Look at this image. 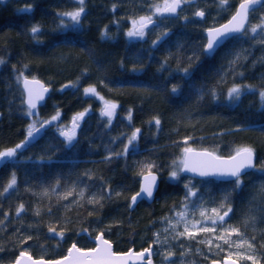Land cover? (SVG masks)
Here are the masks:
<instances>
[{
    "label": "trees",
    "instance_id": "trees-1",
    "mask_svg": "<svg viewBox=\"0 0 264 264\" xmlns=\"http://www.w3.org/2000/svg\"><path fill=\"white\" fill-rule=\"evenodd\" d=\"M164 1L0 0V152L22 145L0 167V264L21 250L56 258L73 242L92 247L90 236L100 231L117 251L153 243L155 264H211L234 248L252 253L247 245L236 247L241 240L255 245L264 264V30L250 31L264 18V2L242 33L210 55L206 27L226 20L240 0H194L185 5L188 12L160 16L156 6ZM80 8L79 23L62 15ZM199 8L202 18L194 15ZM147 16L157 18L151 30L128 36L132 21ZM25 75L51 87L36 109L25 103ZM234 86L238 96L229 95ZM87 87L96 93L85 94ZM103 101L117 105L111 118L101 112ZM80 112L85 116L69 142L60 132ZM30 125H41L34 140ZM136 129L137 140L124 152ZM185 147L223 155L250 147L256 165L238 187L236 178L182 171L173 179ZM147 164L159 174L156 197L132 208ZM13 175L16 184L5 192ZM229 207L225 221L213 224L211 210L221 215ZM206 218L214 231H200ZM186 225L193 238L178 236ZM233 227L242 235L229 237L226 229ZM168 252L174 255L166 259Z\"/></svg>",
    "mask_w": 264,
    "mask_h": 264
},
{
    "label": "snow or ice",
    "instance_id": "snow-or-ice-1",
    "mask_svg": "<svg viewBox=\"0 0 264 264\" xmlns=\"http://www.w3.org/2000/svg\"><path fill=\"white\" fill-rule=\"evenodd\" d=\"M81 4L83 3V0H80ZM182 3V0H165L163 6H156V12L157 13H176L177 9L180 7ZM221 3H227V0H221ZM260 3V0H241L237 11L235 14L231 17V19L224 25H221L218 28H209L206 29V32L208 33V39L205 46V53H211L213 49L216 47V45L219 43V41L222 38L227 37L230 34L233 33H239L245 30V25L248 21L249 13L254 9V6ZM27 9H25L26 11ZM84 11L83 8H80L77 11L71 12V13H63L62 15L69 16L72 21L79 23L81 13ZM197 17H204L205 13L202 10H198L194 13ZM185 19H187L185 17ZM152 17H141L139 22L133 21V25H137L139 23V27L136 28L134 31H129L128 36H143L144 35V28H146L149 24H151ZM63 23V22H62ZM258 29L264 30V18L261 19V22L259 24L253 25L250 29L252 33H256ZM33 33H37L39 29L37 27H33L31 29ZM159 39V37H158ZM153 43H156V41H153ZM3 61H0L2 63ZM185 73H187V69H184ZM30 84L39 85V81L33 80L29 81L27 78L24 80V85L26 88H28L29 92V106L30 108L36 107V101L42 100L44 92L47 91V88H44L42 85H39L38 90H34L33 88L29 87ZM177 87L173 86L172 92H176ZM241 89L237 87H233L229 91V95L235 94L238 96L240 94ZM85 94L89 93H96L95 87H87L84 89ZM262 96H264V93H261ZM116 108L115 104L106 103L105 109L103 111V115L108 116L111 118L113 116L114 110ZM59 116V113L57 115H54L51 119L52 121L57 120ZM85 116V112L77 113L76 116L73 117L72 121V128L64 131L62 130L60 132L61 136H64L69 142H71L75 135H76V128L79 126L78 121L82 119ZM129 118H131V115L129 114ZM50 123V121H49ZM155 124L159 126L160 120L157 118L155 119ZM32 130H34V125H30V131L28 132L29 136H32ZM140 133V129H136L132 132L131 136L128 137V142L125 145L124 152L128 151V146L132 145L134 141L137 140L138 134ZM187 143V141H185ZM22 147V145H17L14 149H9L7 151L0 152V159H3L5 157H13L16 155V149ZM121 153H117L116 155H120ZM253 164V150L251 148H241L236 151L235 155L230 156L227 160H223L219 157L212 156L211 153L207 151L203 152H195L191 147H185L183 149V158L180 160L179 164L177 165V170H173L170 172V177L173 179L178 178L179 172L181 171H190V172H197L201 176H207V175H227L232 176L236 178V185L237 187L240 185V176L244 169L254 167ZM147 168V174H144L141 172L142 175V186L140 188V191H138L135 195L131 197L132 204H135L138 197H149L151 198L154 194V189L157 186V175L152 171V168L154 167L153 164H147L145 166ZM16 184L15 176L13 175V178L9 182V184L5 187L4 191H8L9 188H12ZM185 187H189L186 185ZM71 193H69L70 195ZM82 194V193H81ZM119 195V194H117ZM189 195H195L193 192H189ZM66 198V197H65ZM223 207V205H221ZM22 211H24V206L20 205L17 208V214L19 215ZM211 212L215 215L216 219H212V223L216 224L217 221L223 223L225 221V217L229 215L231 212V208L229 207L226 211L223 212V215H220L218 209L213 208ZM38 214V213H37ZM179 215L183 218L184 213L181 212ZM200 215L203 217L205 216V212L201 211ZM211 219V217H209ZM200 231L203 232H210L214 231V229L201 227ZM228 232V236L230 237L232 234H235L237 236H241L240 230L238 228H231L226 229ZM50 233H55L59 235L61 238L63 237V233H56L55 228H49ZM194 233L189 230L188 226L186 225L184 228V231L181 233H178V236H187L188 238H193ZM28 239H31V237H28ZM100 243L97 245L96 248L90 249L87 252L77 247L75 243L72 244V246L68 249V255L65 256L62 260H53V261H44L43 259L40 260H33V258L30 256V254L27 251H21L17 259L15 260L14 264H23L25 258H27L28 261H31V264H128V261L131 260L133 257H135L137 260H144L145 256L147 255V264H152L151 256V246L149 248L144 249L141 252L133 253L131 250L128 253L123 254L126 259H120L119 261H116V254L111 251V245L107 240L103 239V234H100L96 237ZM219 239H222L225 241V243H229V246L231 247L232 244L228 239H225L224 236H220ZM255 237L252 238L254 240ZM210 243V241H209ZM244 245H247L249 249H252V253H242V252H236L234 255L237 257V259H233V255L230 254L225 264H238V259H245L247 261H251V264H260L259 260L256 258L255 255V245L250 241H244L241 240L240 244H237L236 247H243ZM219 247V245H217ZM172 255H174L172 252H168L165 256V258H170ZM213 264H218V262L213 261Z\"/></svg>",
    "mask_w": 264,
    "mask_h": 264
},
{
    "label": "water",
    "instance_id": "water-1",
    "mask_svg": "<svg viewBox=\"0 0 264 264\" xmlns=\"http://www.w3.org/2000/svg\"><path fill=\"white\" fill-rule=\"evenodd\" d=\"M169 2H171V0H170ZM240 2H241V0H240V1L238 2V4L236 5L235 10L233 11V13H232V14H231L226 20H224V21H222V22H220V23H218V24H216V25H210V26L206 27V29H209V28H218V27H220L221 25L226 24V23L231 19V17L235 14V12L237 11V8H238ZM263 2H264V0H260V3H258L257 5H255L253 10H255V9L258 8V7H260V6L263 4ZM183 4H184V0H182V3H181V5H180V7H182ZM180 7H179V8H180ZM179 8L177 9V12H178ZM198 10H202V9L199 8ZM198 10H197V11H198ZM253 10H252V11H253ZM202 11H204V10H202ZM252 11H251V12H252ZM177 12H176V13H177ZM251 12L249 13L248 21H247V23H246V25H245V29H246V27H247V25H248V23H249L250 16H251ZM176 13H158V14H159L160 16H170V15H174V14H176ZM204 13H205V11H204ZM204 16H205V15H204ZM199 18H201V17H199ZM152 21H153V22H152L151 24H149L146 28H148L149 26H151V25H153L154 23H156V22H157V18H156V17L152 18ZM137 27H139V24H137V25L134 27V30H136ZM146 28H144V30H145ZM144 30H143V31H144ZM170 31H171V30H167V31H165V32L159 37L158 41L164 39V38L170 33ZM242 32H243V31H242ZM242 32H239V33H242ZM239 33H233V34L228 35V36L225 37V38H222V39L219 41V43L216 45V47L213 49V51H212L211 53H207V54H210V55L213 54V53L219 48V46H221L223 43H225V41H226L229 37H231L232 35H235V34H239ZM205 35H206V42H205V45H204V51H205V46H206L207 39H208V33L206 32V30H205ZM25 78H27V80H29V81H33V80L39 81V85H42L44 88H47V91L44 92V94H43V97H44V98H43L42 100H37V101H36V107H35V108H30V106H29V103H28V101H29V92H28V88H26L25 85H24V80H25ZM21 85H22V88H23V91H24V94H25V103H26L27 107L30 108V109H36L37 107L43 105V104L45 103L46 99L49 97L50 92H51V87H50L48 84H46L42 79H40L39 77H36V76H29V75H25V76H23L22 79H21ZM39 85L30 84L29 87L33 88L34 90H38V89H39ZM111 104H112V103H111ZM115 105H116V104H115ZM116 108H117V105H116ZM116 108H115V110H116ZM104 109H105V106L102 107V109H101V112H102V113H103ZM115 110H114V111H115ZM72 121H73V120H72ZM72 121H70V123H69V128H70V129H71L72 126H73V125H72ZM45 124H46V122H43V125H45ZM40 129H41V125L36 126V127L34 128V130L32 131V136L29 137V140H34V139H36V138L39 136ZM65 131H67V129H65ZM191 148H192L195 152H203V151H207V152L211 153L212 156H214V157H219V158H221V159H223V160H227L230 156H233V155H235V153H236V151H235L234 153H232V154H230V155H223V154H218V153H216L215 151H213V150H211V149H207V148H197V147H191ZM246 148H250V147H246ZM251 149H252V148H251ZM7 150H9V149H7ZM7 150H4V151H7ZM238 150H239V149H238ZM252 150H253V149H252ZM1 152H3V151H1ZM6 158H7V157H5V158H3V159H0V167L2 166V164L4 163V161H5ZM182 158H183V156H182ZM253 164L256 165V153H255L254 150H253ZM254 167H255V166H254ZM254 167L244 169V170L242 171L241 175H243V174L246 173L247 171H250V170L253 169ZM152 171H153L154 173H156V175H157V186H156V188L154 189V194H153V196H152L151 198H149V197H144V196H142V197H138V198H137V201H136L135 204H132V202H131V198H130V202H131V207H132V208H134V207L138 204V202L141 201V200H145V201H147V202L150 203V202H152V201L155 199V197H156V193H157V190H158V187H159V183H160V178H159V174H158L157 171H155V170H152ZM182 173L185 174V175H189V176L197 177V178H202V177H213V178L220 179V180L235 179V177H232V176L219 175V174H215V175H207V176H201V175H199L197 172L182 171ZM144 174H147V171L144 172ZM142 179H143V178H142V175H141L139 188H138V190H137L135 193H133V194L131 195V197H132L133 195H135L138 191H140V188H141V186H142ZM229 214H230V213H229ZM221 215H223V213H221ZM228 216H229V215H228ZM228 216H227V217H228ZM227 217H225V219H226ZM100 234H103V239H104V240H107V241L110 243V245H111V251H112L113 253L116 254V258H115L116 261H119L120 259H126V257H124L123 254L128 253L130 250H131L133 253H138V252H141V251H143L144 249L149 248V247L151 246V251H152L151 261H152V264H155V261H154V244H153V243H150L148 246H145V247L140 248V249H136L135 247L132 246V247L126 249V250H123V251H117V250H115V248H114V243H113V241H112L110 238L106 237L105 234H104L102 231L98 232V233H97L96 235H94V236H90L91 239H92L93 242H94V245H93L92 247L84 248V247L79 246V245H78L77 243H75V242H73V243H75V244L77 245L78 248H80V249L84 250L85 252H87V251L90 250V249H94V248H96L97 245L100 243V241H98V240L96 239V237H97L98 235H100ZM73 243H72V244H73ZM72 244L68 247V249L72 246ZM68 249H67V252H66L64 255H62V256H60V257H56V258H47V257H43V256H42V257H36V256L32 255L30 252H28L27 250H21V251H27V252L30 254V256L33 258V260H40V259H43L44 261H53V260H62L65 256H67V255H68ZM21 251H20V252H21ZM19 254H20V253H19ZM19 254L17 255V257L19 256ZM228 256H229V255H228ZM228 256H225V257H223L222 259H215V260H213V261L218 262V264H225V261H226V259H227ZM17 257H16L13 261H11V262H9V263H4V264H14L15 260L17 259ZM147 258H148L147 255L145 256L144 260H137L135 257H133L131 260L128 261V264H147ZM233 259H237V257L233 256ZM213 261L211 262V264H213ZM23 264H31V261H28L27 258H25ZM238 264H241V262H240L239 259H238ZM260 264H262V263H260Z\"/></svg>",
    "mask_w": 264,
    "mask_h": 264
},
{
    "label": "rangeland",
    "instance_id": "rangeland-1",
    "mask_svg": "<svg viewBox=\"0 0 264 264\" xmlns=\"http://www.w3.org/2000/svg\"><path fill=\"white\" fill-rule=\"evenodd\" d=\"M170 1V0H169ZM194 0H184V5L182 6V7H180L179 8V10H178V12H177V14L176 15H180L181 13H185V12H188V10H187V8H185V5L187 4V3H191V2H193ZM165 2V1H164ZM164 2H162V4L160 5L161 7L163 6V4H164ZM140 18L141 17H138V18H136V19H134L133 21H137V22H139V20H140ZM133 21H132V26H131V29H130V31H134V27L136 26H134L133 25ZM137 24H139V23H137ZM161 25V22H158V24H156L155 26H156V28L157 27H159ZM150 27V26H149ZM146 28L145 30H144V35L142 36V37H144L146 34H147V32H148V30H151V27L150 28ZM134 38L135 37H138V36H133ZM234 87H237V86H234ZM239 87V86H238ZM107 103V101H103L102 102V107H104L105 106V104ZM64 129H67L68 128V126L66 125L65 127H63ZM206 220V223H203V225H199L200 226V228L201 227H204V226H207L208 228L210 227V225H211V223L209 222V220H208V218H206L205 219ZM210 223V224H209ZM241 252L240 251V249H235L234 248V252H233V254L232 255H234L236 252ZM235 256V255H234Z\"/></svg>",
    "mask_w": 264,
    "mask_h": 264
}]
</instances>
